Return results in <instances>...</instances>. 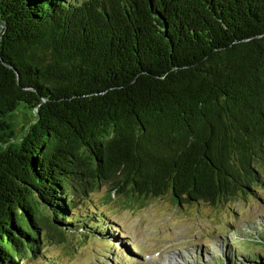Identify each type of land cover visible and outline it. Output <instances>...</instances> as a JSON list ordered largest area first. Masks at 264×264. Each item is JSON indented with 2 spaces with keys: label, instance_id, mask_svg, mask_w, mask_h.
Returning <instances> with one entry per match:
<instances>
[{
  "label": "trees",
  "instance_id": "16d2710c",
  "mask_svg": "<svg viewBox=\"0 0 264 264\" xmlns=\"http://www.w3.org/2000/svg\"><path fill=\"white\" fill-rule=\"evenodd\" d=\"M103 187L125 204L259 197L264 0H0V264L53 231L98 236Z\"/></svg>",
  "mask_w": 264,
  "mask_h": 264
},
{
  "label": "rangeland",
  "instance_id": "374dc122",
  "mask_svg": "<svg viewBox=\"0 0 264 264\" xmlns=\"http://www.w3.org/2000/svg\"><path fill=\"white\" fill-rule=\"evenodd\" d=\"M105 189L94 191L90 203L111 217L100 222L99 230L92 229L98 236L86 231V237L76 239L81 233L77 231L71 239L68 233L53 231L52 239L44 235L42 254L27 264H214L224 258L233 260L229 264H251L248 255L264 254L258 237L263 231L264 187L258 198L219 205H179L170 194L125 204L104 200ZM45 214L50 218L48 211ZM91 214L95 219L97 213Z\"/></svg>",
  "mask_w": 264,
  "mask_h": 264
},
{
  "label": "water",
  "instance_id": "95a60500",
  "mask_svg": "<svg viewBox=\"0 0 264 264\" xmlns=\"http://www.w3.org/2000/svg\"><path fill=\"white\" fill-rule=\"evenodd\" d=\"M16 71H17V69H16ZM17 78L19 79V73H18V71H17Z\"/></svg>",
  "mask_w": 264,
  "mask_h": 264
}]
</instances>
